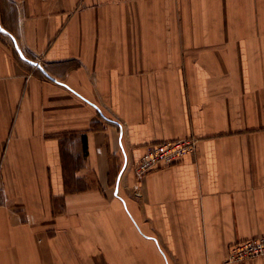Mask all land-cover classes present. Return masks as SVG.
Returning <instances> with one entry per match:
<instances>
[{
  "label": "crops",
  "instance_id": "1",
  "mask_svg": "<svg viewBox=\"0 0 264 264\" xmlns=\"http://www.w3.org/2000/svg\"><path fill=\"white\" fill-rule=\"evenodd\" d=\"M261 235L264 0H0V264H264L227 261Z\"/></svg>",
  "mask_w": 264,
  "mask_h": 264
},
{
  "label": "built area",
  "instance_id": "2",
  "mask_svg": "<svg viewBox=\"0 0 264 264\" xmlns=\"http://www.w3.org/2000/svg\"><path fill=\"white\" fill-rule=\"evenodd\" d=\"M198 142L199 139L192 135L149 145L148 151L135 166L137 175L142 177L162 166L181 162L186 155L196 150ZM259 256H264V235L231 245L227 261L244 262Z\"/></svg>",
  "mask_w": 264,
  "mask_h": 264
}]
</instances>
